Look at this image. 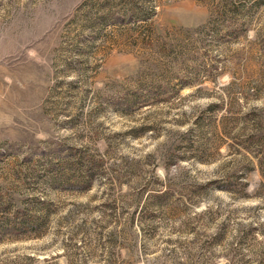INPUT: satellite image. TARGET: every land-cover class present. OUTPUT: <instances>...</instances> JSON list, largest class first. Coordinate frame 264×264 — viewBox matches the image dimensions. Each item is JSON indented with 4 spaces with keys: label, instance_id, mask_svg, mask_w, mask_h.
Instances as JSON below:
<instances>
[{
    "label": "rangeland",
    "instance_id": "1",
    "mask_svg": "<svg viewBox=\"0 0 264 264\" xmlns=\"http://www.w3.org/2000/svg\"><path fill=\"white\" fill-rule=\"evenodd\" d=\"M0 264H264V0H0Z\"/></svg>",
    "mask_w": 264,
    "mask_h": 264
},
{
    "label": "trees",
    "instance_id": "2",
    "mask_svg": "<svg viewBox=\"0 0 264 264\" xmlns=\"http://www.w3.org/2000/svg\"><path fill=\"white\" fill-rule=\"evenodd\" d=\"M150 197L153 198L154 200H156L157 202H160L161 200L165 199L166 196H168V191H166L165 189H161V190H156L153 192H148L146 197Z\"/></svg>",
    "mask_w": 264,
    "mask_h": 264
}]
</instances>
